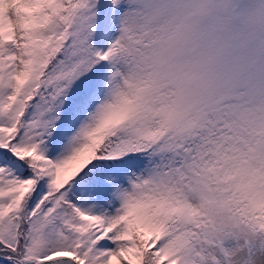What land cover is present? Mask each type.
Returning a JSON list of instances; mask_svg holds the SVG:
<instances>
[{"label": "snow or ice", "instance_id": "obj_1", "mask_svg": "<svg viewBox=\"0 0 264 264\" xmlns=\"http://www.w3.org/2000/svg\"><path fill=\"white\" fill-rule=\"evenodd\" d=\"M0 264H264V0H0Z\"/></svg>", "mask_w": 264, "mask_h": 264}]
</instances>
